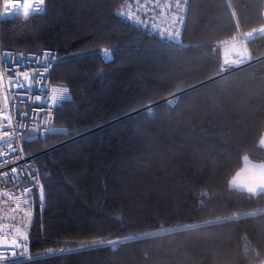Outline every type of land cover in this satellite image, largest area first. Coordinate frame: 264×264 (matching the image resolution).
<instances>
[{
  "label": "trees",
  "instance_id": "obj_1",
  "mask_svg": "<svg viewBox=\"0 0 264 264\" xmlns=\"http://www.w3.org/2000/svg\"><path fill=\"white\" fill-rule=\"evenodd\" d=\"M45 2L0 17V46L55 48L51 79L71 93L56 113L71 132L25 146L46 172L27 238L38 259L13 264L264 262V191L231 186L246 158L264 161V36L255 61L222 70L264 0ZM59 249L80 251L45 255Z\"/></svg>",
  "mask_w": 264,
  "mask_h": 264
},
{
  "label": "built area",
  "instance_id": "obj_2",
  "mask_svg": "<svg viewBox=\"0 0 264 264\" xmlns=\"http://www.w3.org/2000/svg\"><path fill=\"white\" fill-rule=\"evenodd\" d=\"M36 3L37 0H12V6L6 7L4 0H0V17L12 19L21 16L15 12L17 7L23 9V16L43 14L46 11L45 0L41 5L43 11L33 14ZM263 36L264 24L237 35L240 45L249 56V62L255 61L249 42ZM47 53H54L56 59L45 68L44 60L50 59ZM8 56L19 65L17 76L13 75L12 61L5 59ZM29 57L39 63L29 64ZM58 59V51L52 47L12 49L0 46V243L3 245L0 264H13L26 261V257L33 258L25 237H29L34 222L36 200L43 193L42 177L46 172L37 164V155L26 152V144L31 139L45 140L49 136H64L71 132L56 123L57 109L71 100L68 86L54 83L51 79L50 71ZM238 66L225 63L222 66L223 74ZM21 83L27 85V89H22ZM13 85H16L15 88ZM65 88L67 92L64 95L70 99L60 101L57 97ZM53 89L57 91L53 92ZM176 100L177 94L168 97L166 102L174 105ZM45 101L49 107L43 106ZM6 121L11 127L6 126Z\"/></svg>",
  "mask_w": 264,
  "mask_h": 264
},
{
  "label": "snow or ice",
  "instance_id": "obj_3",
  "mask_svg": "<svg viewBox=\"0 0 264 264\" xmlns=\"http://www.w3.org/2000/svg\"><path fill=\"white\" fill-rule=\"evenodd\" d=\"M4 3H5L6 7H11L12 6V0H4ZM43 4H44V0H37L36 6L32 9L33 14L43 11V8L41 7V5H43ZM15 12L19 13L21 16L24 15L23 9L20 8V7H17L15 9ZM46 55L48 57H50V59H45L44 60L43 66L45 68H47L51 63H54L55 59H56V56H55L54 53H47ZM103 58H104L105 61H110L112 59V56H111L110 52L107 49L103 50ZM5 59L12 61L11 56L6 57ZM22 62L23 61H21V63ZM28 63L32 64V63H39V62L35 61L33 58L29 57L28 58ZM12 64H13V68H12L13 75L17 76L16 69L19 67V65L16 64L15 61H12ZM41 75H42V73H41ZM17 83H19V81H17ZM15 86L16 85H13V88H15ZM20 87L22 89H27L28 86L21 83ZM56 91H57L56 89H53V92H56ZM66 92H67V89L65 88L62 92H60V94L57 97V99L60 100V101L66 99V98L70 99V97H66L64 95V93H66ZM43 106L44 107H49V105L47 104V101L44 102ZM23 115H27V113H24ZM6 126L7 127H11L10 123H8L7 121H6ZM10 151H15V150L14 149H10ZM12 171H15V169H13ZM26 191H27V189H26ZM40 198H41V201H43V196L42 195H41ZM25 239H27V238L25 237ZM13 243H15V241H13ZM17 247H19V245H17ZM2 250H3V245H2V243H0V251H2ZM66 251L67 252H77V251H80V249H59L58 251L49 250V252L45 253V255L46 256H55L57 254H64ZM12 256H13V258H15V252H13ZM0 258H2V257H0ZM25 259H26V262H27V261H30V260H36L38 258H27L26 257Z\"/></svg>",
  "mask_w": 264,
  "mask_h": 264
},
{
  "label": "rangeland",
  "instance_id": "obj_4",
  "mask_svg": "<svg viewBox=\"0 0 264 264\" xmlns=\"http://www.w3.org/2000/svg\"><path fill=\"white\" fill-rule=\"evenodd\" d=\"M148 2V0H147ZM150 2H148L149 4ZM154 5H160V3L154 2ZM143 4V3H142ZM144 5V4H143ZM167 6V4H166ZM176 12H173L170 14L171 18L174 19L176 18L175 16ZM165 19H161V23L164 24ZM163 30L164 31H170L173 32L174 30V26H172L170 29L168 27L167 24H164ZM233 43H232V42ZM229 42V41H228ZM239 45V53L242 54V56L246 59H249V56L244 52L242 46L240 45L239 41H238V37L236 36L234 39L230 40V43H228L229 47H233L234 45ZM250 60V59H249ZM235 65H237L236 61L231 62ZM244 161H252L251 163H254L253 160L246 158ZM259 163L264 164V161H261ZM246 170L248 171L246 175L242 176V180L239 181V179L237 178L238 176H236L237 174H239L240 171L237 172V174L232 178V182L233 184L238 187V188H246L248 190H251L253 192H257V191H264V165L262 167L257 166V165H252V164H248ZM238 179V180H237ZM260 264H264V262L260 263Z\"/></svg>",
  "mask_w": 264,
  "mask_h": 264
},
{
  "label": "crops",
  "instance_id": "obj_5",
  "mask_svg": "<svg viewBox=\"0 0 264 264\" xmlns=\"http://www.w3.org/2000/svg\"><path fill=\"white\" fill-rule=\"evenodd\" d=\"M228 43H230V41L223 45V51H224L225 57L227 59H229L230 61H236L237 59L241 60V58H243V56H242L241 53H239V50H238L240 48L239 45L235 44L233 47L230 48ZM260 145L264 148V134L262 135V138H261V141H260ZM253 161H254V163H251L252 161H244V164H243L239 174L236 175V176H238L237 178L239 179V181L242 180V178H241L242 176L247 174L248 171L246 170V168H247L248 164L257 165V166H260V167H262L264 165L262 163H259L261 161H257V160H253ZM231 186L234 187V188H238V187H236L233 184L232 180H231ZM242 188L246 189L244 187H242Z\"/></svg>",
  "mask_w": 264,
  "mask_h": 264
},
{
  "label": "water",
  "instance_id": "obj_6",
  "mask_svg": "<svg viewBox=\"0 0 264 264\" xmlns=\"http://www.w3.org/2000/svg\"><path fill=\"white\" fill-rule=\"evenodd\" d=\"M194 87H196V85L195 86H193V87H190L189 89H187V90H190V89H192V88H194Z\"/></svg>",
  "mask_w": 264,
  "mask_h": 264
}]
</instances>
